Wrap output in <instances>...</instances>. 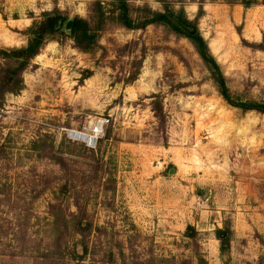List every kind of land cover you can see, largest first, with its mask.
Instances as JSON below:
<instances>
[{
  "label": "rangeland",
  "instance_id": "obj_1",
  "mask_svg": "<svg viewBox=\"0 0 264 264\" xmlns=\"http://www.w3.org/2000/svg\"><path fill=\"white\" fill-rule=\"evenodd\" d=\"M241 1L167 0L198 18L232 99L264 104V51L251 48L264 0ZM126 3L132 25L163 11ZM51 12L62 34L1 86L17 92H0V264H264V115L228 105L186 39L125 28L114 0H0V53ZM75 18L84 51L62 30ZM18 63L0 54V82ZM99 119L94 147L68 137Z\"/></svg>",
  "mask_w": 264,
  "mask_h": 264
},
{
  "label": "trees",
  "instance_id": "obj_2",
  "mask_svg": "<svg viewBox=\"0 0 264 264\" xmlns=\"http://www.w3.org/2000/svg\"><path fill=\"white\" fill-rule=\"evenodd\" d=\"M117 4V10L119 12L120 21L124 24V27L127 29H144L149 25H160L167 28L171 33L176 36L186 39L194 48L197 56L207 69L210 74L211 80L214 82L219 96L230 106L241 110L242 112L254 111L258 114L264 115V104L258 103H247V102H235L227 88L225 78L216 62L214 57L211 55L207 43L201 36L196 17L194 20H189L184 15L182 11L174 12L169 7L167 0H160L162 3V12L152 11L151 9L145 7L142 11L144 12V17L140 18V24L132 25L127 17L128 6L127 0H114ZM257 0L241 1V5L244 8H248L251 5H257ZM141 10V9H140ZM201 10V9H199ZM200 12V11H199ZM65 18L62 17L58 12L45 13L43 18L38 23H33L29 28V39L24 48L10 50L8 52H1L5 58L13 59L19 63L15 68H7L4 71V79H1L0 82V92L2 93H16L17 88L15 89H2L1 86L9 87L16 79H21L20 73L25 70L30 61L36 57L41 49L44 47L47 42V38L51 35L61 33L60 31V21H63ZM59 23V24H58ZM87 25L81 19L75 18L73 20L71 37L77 44V48L80 50H86V47H81L79 42L83 40H88L89 35L86 34ZM264 44L251 45L253 49H260L264 51ZM18 86L19 83L15 82V86ZM19 89V88H18ZM4 90V91H3ZM155 117L158 121H162V116L160 111H155ZM80 227L81 222L79 221ZM215 238L220 243V250L224 252L229 248L230 244V231L228 227L224 229H217L215 231ZM202 264H206L202 259H198Z\"/></svg>",
  "mask_w": 264,
  "mask_h": 264
},
{
  "label": "built area",
  "instance_id": "obj_3",
  "mask_svg": "<svg viewBox=\"0 0 264 264\" xmlns=\"http://www.w3.org/2000/svg\"><path fill=\"white\" fill-rule=\"evenodd\" d=\"M105 121L102 119L96 120L91 123L87 130L82 132H69L68 137L73 140H80L85 145L89 147H94L97 140L101 137L103 133V126Z\"/></svg>",
  "mask_w": 264,
  "mask_h": 264
},
{
  "label": "water",
  "instance_id": "obj_4",
  "mask_svg": "<svg viewBox=\"0 0 264 264\" xmlns=\"http://www.w3.org/2000/svg\"><path fill=\"white\" fill-rule=\"evenodd\" d=\"M72 25H73V19L66 20L65 23L62 26V30L66 34H70L71 33V30H72ZM174 172H175L174 169H170L168 171V175H172V174H174Z\"/></svg>",
  "mask_w": 264,
  "mask_h": 264
}]
</instances>
